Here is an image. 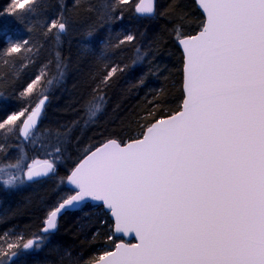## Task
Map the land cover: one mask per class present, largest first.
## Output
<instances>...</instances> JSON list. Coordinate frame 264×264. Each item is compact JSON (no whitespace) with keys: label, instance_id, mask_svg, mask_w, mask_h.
I'll use <instances>...</instances> for the list:
<instances>
[{"label":"snow or ice","instance_id":"1","mask_svg":"<svg viewBox=\"0 0 264 264\" xmlns=\"http://www.w3.org/2000/svg\"><path fill=\"white\" fill-rule=\"evenodd\" d=\"M195 2L204 17L195 35L182 32L185 14L178 8L179 0H172L166 12L160 13L175 17L172 32L182 49L183 97L179 107L157 116L161 105L154 103L141 115L145 123L139 124L142 131L137 136L125 141L109 138L89 147L60 180L66 194L47 212L43 233L55 232L61 213L88 205L112 218L104 238L110 247L94 252L84 264H264V0ZM35 3L10 0V6L0 14L10 15L13 6ZM130 3L114 0L102 7L108 14L117 4ZM143 3L136 4V13L155 18V0H147V6ZM63 8L61 4V10L46 22V34H52L56 41L69 27ZM6 39L0 55L32 51L25 47L27 39ZM135 39L127 34L116 47ZM136 53V61L141 60L139 47ZM127 67L118 63L104 66V75L93 89L100 95L98 102L89 106L90 119L102 110L103 89ZM61 69L57 54L60 76ZM45 75L41 70L20 96L32 93ZM46 83L50 85L52 79ZM163 92L156 91L153 101ZM47 99L41 90L31 111L24 108L7 113L0 120L3 135L18 132L24 142L35 143ZM20 117L24 119L15 127L5 128ZM60 137L57 133V144L49 146L43 160L25 165V154L21 153L15 163H9L7 168L16 169V174L0 167V173L7 176L0 177L4 186L55 176L64 143ZM35 163L43 167L34 169ZM100 223L107 221L101 219ZM98 235L99 230L93 239ZM41 240L43 237L22 245L8 243L7 248L35 251ZM16 256V252L9 255L0 247V264H8Z\"/></svg>","mask_w":264,"mask_h":264},{"label":"trees","instance_id":"2","mask_svg":"<svg viewBox=\"0 0 264 264\" xmlns=\"http://www.w3.org/2000/svg\"><path fill=\"white\" fill-rule=\"evenodd\" d=\"M139 1L117 4L114 12L104 14L102 6L113 4L114 0H37L35 5L10 15L0 14V52L7 46L6 37L12 42L27 39L29 44L25 47L32 48L31 52L13 53L9 57L0 55V120L9 112L24 108L31 111L40 99L41 90L48 97L35 143L24 142L18 132L4 136V130H0L3 147L0 167L6 173L16 174L17 170L7 165L15 163L21 153L25 154L27 165L47 157L49 146L57 144V133H61L60 139L64 141L55 176L32 184L17 182L14 187H5L0 179V247L9 255L17 253L8 264H84L94 252L110 247L104 238L112 222L104 211L91 205L65 214L54 235L43 236L42 228L47 212L66 194L61 178L66 177L86 149L109 138L125 141L137 136L142 131L139 124L145 123L140 120L141 115L153 108L154 103L161 105L156 110L160 116L175 111L182 100L183 57L172 32L175 17L171 13L160 14L166 12L172 0H156L157 15L151 19L137 16L135 6ZM61 4L69 27L56 41L52 34H46V22L61 10ZM9 6L10 0H0V10ZM178 8L185 14L183 34L195 35L203 20L195 3L179 0ZM120 15L122 19H116ZM127 34L136 39L116 47ZM137 47L142 54L139 61H136ZM57 54L62 76L57 72ZM113 63L128 67L103 89L102 110L90 119L89 106L97 103L100 95L93 89L104 75V66ZM41 70L46 75L32 93L21 97L20 93ZM48 79H52L50 85L46 83ZM159 89L164 90L163 95L153 101ZM23 119L20 117L16 124ZM0 177L7 178L4 173ZM101 219L107 223L102 225ZM97 230L99 235L93 239ZM39 237L43 240L35 251L7 248L8 243L22 245Z\"/></svg>","mask_w":264,"mask_h":264},{"label":"water","instance_id":"3","mask_svg":"<svg viewBox=\"0 0 264 264\" xmlns=\"http://www.w3.org/2000/svg\"><path fill=\"white\" fill-rule=\"evenodd\" d=\"M193 2L195 3L197 10L201 13V15H202V17H203V13H202L201 9L197 6L195 0H193ZM138 3H140V1H139ZM142 6H147V0H144V3H143ZM155 8H157V1H156V0H155ZM135 12H136V11H135ZM136 14H137V13H136ZM137 16L140 17V18H148V19H151L150 17H147V16H141V15H139V14H137ZM203 18H204V17H203ZM178 47H179V50H180V52H181V54H182V49H181V47H180L179 45H178ZM182 57H183V54H182ZM182 92H183V90H182ZM46 104H47V100L45 101L44 105L42 106V109H41V115H40V117H39V124H40V122H41V120H42V117H43V114H44V111H45ZM38 126H39V125H38ZM42 167H43V165H42V164H39V165H37V166H35V167H33V168H34V169H39V168H42ZM44 179H46V178L39 179V180H35V181H32V182H28V181H26V182L32 184V183H36V182H39V181L44 180ZM78 211H80V210H78ZM78 211H67V212L61 213V214L59 215L58 224H59L60 219H61L65 214H67V213H74V212H78ZM105 213H106V212H105ZM106 214H107V213H106ZM107 215H108V214H107ZM108 216H109V215H108ZM109 218H110V220H111V222H112V218H111L110 216H109ZM57 228H58V227H57ZM56 232H57V229L55 230V232H51V231H50L49 233H43V232H42V235H43V236L54 235ZM124 239H125L126 241L135 242V240H134L132 237H125Z\"/></svg>","mask_w":264,"mask_h":264},{"label":"rangeland","instance_id":"4","mask_svg":"<svg viewBox=\"0 0 264 264\" xmlns=\"http://www.w3.org/2000/svg\"><path fill=\"white\" fill-rule=\"evenodd\" d=\"M36 1H37V0H36ZM28 6H30V5H24L23 7L13 6V12L16 11V10H20V9H22V8L28 7ZM200 14H201V13H200ZM19 119H20V118H19ZM17 121H18V120H17ZM17 121H14V122L10 123V124H9V127H14ZM39 164H40V163H35V164H33V167H35V166H37V165H39Z\"/></svg>","mask_w":264,"mask_h":264}]
</instances>
